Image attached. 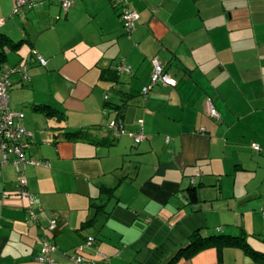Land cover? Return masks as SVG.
Returning <instances> with one entry per match:
<instances>
[{
	"label": "crops",
	"instance_id": "crops-1",
	"mask_svg": "<svg viewBox=\"0 0 264 264\" xmlns=\"http://www.w3.org/2000/svg\"><path fill=\"white\" fill-rule=\"evenodd\" d=\"M18 1L0 0V76L28 66L27 82L10 79V106L36 164L23 197L17 157L5 164L0 151V264H44L45 237L56 264L79 251L95 264H167L196 231L247 235L264 253V0H127L140 15L131 33L113 0L15 14ZM153 59L178 85L144 95ZM173 264L264 260L211 246Z\"/></svg>",
	"mask_w": 264,
	"mask_h": 264
},
{
	"label": "built area",
	"instance_id": "built-area-1",
	"mask_svg": "<svg viewBox=\"0 0 264 264\" xmlns=\"http://www.w3.org/2000/svg\"><path fill=\"white\" fill-rule=\"evenodd\" d=\"M51 0H19L14 11L15 14L18 13L19 9L23 6H36L38 4H44ZM57 1L62 10L69 11V9L78 1V0H55ZM115 5L121 7V18L123 21V25L127 33H131L136 30L137 22L140 20V15L128 8V1L127 0H114ZM4 21L0 20V28L3 26ZM37 60L45 64L46 61L41 56H37ZM153 65V72L151 76V81L149 86L143 89L144 95H148L150 90L157 86H165V87H176L178 85V81L175 77L170 75L164 67V64L158 60H152ZM119 71H126L130 73V70L119 65L116 67ZM19 73L22 77L23 81H28V66L23 67H10L8 65H4L2 68V75L0 77V151L4 153L5 159L4 163L8 164L9 154H13L17 157L14 162L15 169L18 173L21 174L20 178V185H21V195L23 197L29 196L26 188L28 185L27 178L25 176V170L28 165L36 164L35 162H31L27 160L25 156V152L28 148V143L23 141L24 138H30L31 134L26 130V128L17 123V120L22 119L24 115L22 113L15 112L10 106V79L12 75ZM209 106V113L211 117L218 118L219 115L214 108L213 102L211 100L208 101ZM143 125V121L140 122ZM112 128L117 129L116 124L112 125ZM119 128V127H118ZM133 138L134 142L138 145L143 142L144 134H130ZM252 148L256 151H260L261 147L259 144L254 143L252 144ZM34 201L30 199V208L28 209L29 214L35 220L36 213L33 209ZM262 214L264 215V208L262 209ZM56 228V224L53 223L49 226L51 231H54ZM94 239L90 238L88 243H93ZM81 250V249H80ZM57 251V247L53 245L47 238L42 240V254L38 257V261L40 263L45 264H56L55 260L53 259L52 255ZM71 260L76 264H95L94 262H85L80 255H75L71 257Z\"/></svg>",
	"mask_w": 264,
	"mask_h": 264
},
{
	"label": "trees",
	"instance_id": "trees-1",
	"mask_svg": "<svg viewBox=\"0 0 264 264\" xmlns=\"http://www.w3.org/2000/svg\"><path fill=\"white\" fill-rule=\"evenodd\" d=\"M114 2V0H113ZM115 3V2H114ZM128 8H130L129 4L127 6ZM121 8V7H120ZM122 10V9H121ZM7 42H10L9 39H7ZM1 55V54H0ZM165 67V66H164ZM166 70V69H165ZM170 74V73H169ZM2 75V73H1ZM171 75V74H170ZM1 77V76H0ZM174 77V76H173ZM23 81V80H22ZM178 81V80H177ZM27 82V81H24ZM11 101V99H10ZM110 106V104H108V107ZM72 137L76 138H85L86 135L84 132H75V133H71L70 134ZM261 151V150H260ZM259 151V152H260ZM223 231L222 229H219L218 232ZM47 238V237H45ZM192 240L190 242V244L185 247L184 249H182L180 251V253H178L177 255H175L172 260L170 262H168L167 264H173L179 257L181 254L183 253H187V254H193L196 253L198 251L204 250L206 248H209L211 246H216L218 247V250L220 251V253H222L223 247H240L242 248L248 255L254 257L256 260L260 259V260H264V253L259 252L257 250H255L254 248H252L248 242V237L247 235H239V236H229L226 234H214L211 236H202L200 234L199 231H196L193 235H192ZM50 242L51 240L49 238H47ZM94 239V238H93ZM89 240V239H88ZM53 244V242H51ZM95 243V239L93 241V243L89 244L88 241L87 243L83 244L81 247L82 249L86 246H90L93 245ZM55 245V244H53ZM86 245V246H85ZM56 246V245H55ZM57 247V246H56ZM58 249V248H57ZM42 252V247H41V251L39 253V255L37 256V261H38V257L41 256ZM82 251H79L73 255H71L70 257H73L75 255H80L83 260L85 262H92V261H88L86 260L83 255L80 253ZM56 253V252H55ZM54 253V254H55ZM54 254L52 255V257L54 256ZM54 259V258H53ZM55 260V259H54ZM39 262V261H38ZM45 264V263H44Z\"/></svg>",
	"mask_w": 264,
	"mask_h": 264
}]
</instances>
